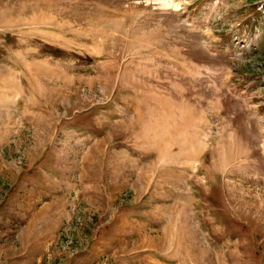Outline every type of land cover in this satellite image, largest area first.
Wrapping results in <instances>:
<instances>
[{
	"label": "rangeland",
	"instance_id": "obj_1",
	"mask_svg": "<svg viewBox=\"0 0 264 264\" xmlns=\"http://www.w3.org/2000/svg\"><path fill=\"white\" fill-rule=\"evenodd\" d=\"M0 264H264V0H0Z\"/></svg>",
	"mask_w": 264,
	"mask_h": 264
}]
</instances>
